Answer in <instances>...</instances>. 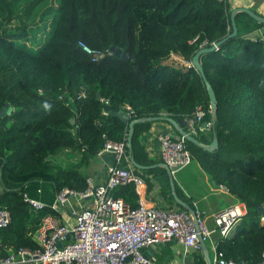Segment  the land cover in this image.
Returning a JSON list of instances; mask_svg holds the SVG:
<instances>
[{
    "label": "trees",
    "instance_id": "1",
    "mask_svg": "<svg viewBox=\"0 0 264 264\" xmlns=\"http://www.w3.org/2000/svg\"><path fill=\"white\" fill-rule=\"evenodd\" d=\"M16 1L0 0V109L5 104L12 108L7 114L6 107L0 116V209L10 214V223L0 228V257L36 248L32 236L40 219L57 215L49 207L55 194L64 188L84 190L87 164L105 142L127 139V125L110 112L129 106L132 119L160 117L163 112L184 118L198 105L208 109L199 74L175 57L191 61L204 42L205 47L220 42L218 49L199 57L216 107L213 117L205 115L204 120L211 121L207 133L195 136L202 144L215 136L218 147L207 151L185 143L214 184L224 185L245 204L233 235L214 238L216 251L226 260L260 262L264 41L245 35L264 23L238 11L236 35L230 37L228 0H27L21 12ZM35 6L38 11L32 14ZM36 16L41 25H28ZM14 17L19 24L11 26ZM115 50L129 58L116 56ZM150 122L133 125L125 153L149 167L146 171L154 174L161 193L172 201L165 169L151 167L157 160L140 144L139 135ZM61 152L67 157L63 164L50 160ZM174 193L195 209L176 183ZM23 194L46 206L33 213ZM112 195L131 207L137 204L132 185L118 186ZM199 264L205 262L200 259Z\"/></svg>",
    "mask_w": 264,
    "mask_h": 264
},
{
    "label": "built area",
    "instance_id": "2",
    "mask_svg": "<svg viewBox=\"0 0 264 264\" xmlns=\"http://www.w3.org/2000/svg\"><path fill=\"white\" fill-rule=\"evenodd\" d=\"M257 14L264 17L263 12ZM245 37L264 41V27ZM205 45L204 42L200 48ZM175 58L186 67H193L191 61ZM123 111L130 117L133 113L129 106H124ZM211 112L209 105L208 109H204L203 105L196 106L184 117L185 133L195 137L208 129L211 121L204 118ZM157 140L159 159L172 172L175 168L187 166L194 159L183 136L174 139L159 133ZM126 144V138L121 142L107 140L97 153H114V162L106 169L105 181L96 184L88 176L84 190L64 188L56 193L49 207L57 215L48 214L40 219L32 236L36 248L11 251L0 257V264H148L142 252L147 247L173 241L185 250L199 251L200 238L205 242L211 240L214 233L224 238L233 235L237 222L246 212L245 204L234 197L229 206L210 215L214 225L211 229L207 226L206 215L197 208L190 213L184 209L147 207L141 200L131 207L122 198L114 197L112 191L118 186L132 185L136 192L144 184L142 177L122 164L128 162ZM213 191L229 193L222 184L215 186ZM23 200L33 213L46 206L26 194H23ZM9 223V211L0 209V228L7 227ZM212 242L211 264H247L224 259ZM58 243L60 246H57ZM256 264H264V250L261 261Z\"/></svg>",
    "mask_w": 264,
    "mask_h": 264
},
{
    "label": "crops",
    "instance_id": "3",
    "mask_svg": "<svg viewBox=\"0 0 264 264\" xmlns=\"http://www.w3.org/2000/svg\"><path fill=\"white\" fill-rule=\"evenodd\" d=\"M228 1L231 11L235 8L244 7L249 10H255L256 13H264V0ZM164 117L170 116L167 113H161L160 117L151 121L147 130L141 131L139 135L143 151L149 158L157 160V163L153 164L151 167H161L159 164L162 163L159 159V142L157 140V135L159 133H165L174 139L178 135V127H174L169 122L163 120ZM172 119L175 120L177 118ZM208 129L205 128L204 131L207 133ZM204 131H202V133H204ZM126 157L128 158V162H123V166L131 168L133 172L138 174L143 179L144 184L135 192L137 200H141L147 207L181 209L174 197L171 201L169 196H165L161 193L160 186L156 181L154 174L146 171L149 167L144 166L142 169L135 168L130 164L129 157L127 155ZM94 161L96 162V166L95 163H91L90 160L86 167V173L87 176H90L93 179L94 183L101 184L105 181L107 167L112 165L114 162V153L112 151L102 152L94 158ZM191 163L192 161L187 166L172 172L173 182L177 184L179 191L184 196L191 199L195 208L203 211L206 215L207 226L211 229L214 225L212 219H210V215L229 206L234 201L233 196L229 193L213 191V188L217 185L212 183L213 180L209 178L196 160L194 165ZM192 166H194V172L191 170ZM1 190L0 186V193ZM179 200L181 201V199ZM216 235L219 236L214 233L211 236V240L205 241V249L201 246L199 251L185 250L181 247V245L171 241L147 247L143 249L142 252L148 260V264H199L200 259H202L206 264V254L211 260L213 258L214 247L212 246V241H214Z\"/></svg>",
    "mask_w": 264,
    "mask_h": 264
},
{
    "label": "water",
    "instance_id": "4",
    "mask_svg": "<svg viewBox=\"0 0 264 264\" xmlns=\"http://www.w3.org/2000/svg\"><path fill=\"white\" fill-rule=\"evenodd\" d=\"M238 11H244V12L248 13L250 16H252L253 18H255L257 21L264 23V17H262L258 14H255L251 10L244 8V7L235 8L231 11V14H230V21H231V26H232V31L229 34L230 37L236 35V26H235V22H234V14ZM219 44H220V42H217V43H214V45H211L209 47H202L191 58V63L193 65L194 69L199 74L201 81L204 85V88H205V91H206V94L208 97L209 107L212 111L211 112L212 117L214 116V111H215V107H216V98H215V94H214V91H213L210 83L208 82L206 76L204 75L201 63L199 61V57L203 53L218 49ZM110 50L113 51L114 47L113 46L110 47ZM114 53L116 56H121L125 59L129 58L128 54H126L125 52H121L120 50H115ZM99 98H100V95H99V93H97L96 99H99ZM6 107H7V104H5V106L0 109V116L5 112ZM103 109L105 112L109 111L108 106H104ZM11 110H12L11 107H7L6 113L9 114L11 112ZM110 113L113 116H117L128 127V133H127V139H126V143H127L126 146H127L128 150H130V141H131V136L133 133V125L135 123L144 122V121H154L157 118H159V117H145V118H140V119H132L130 116H128L126 113H124V111L122 109L118 110L117 112H110ZM163 120L169 122L174 127H178L177 128L178 135L176 136L175 139H178L180 136H183L185 138V140H187L188 142H190V143H192L198 147H202L203 149H205L207 151L217 149L218 143H217V139L215 136L212 138V140L209 144H202L195 137L186 134L184 131V126H185L186 121L184 118H177V119L173 120L170 117H164ZM129 161H130V164L132 166H134L135 168H138V169L144 168V166L137 164L132 158H129ZM159 166H161L165 169V171L169 177L171 192H172V195H173L174 199L176 200V202L179 205H181L184 210H186L190 213H193V210H191L184 202L180 201L176 197V195L174 193V183H173V178H172V171L164 163H160ZM178 169H179V167L175 168L173 171L178 170ZM212 183L214 184V181H212ZM257 208H258L260 213L264 214V210L262 209L261 206H257ZM200 245L202 246L203 249H205L204 241H202L201 238H200ZM57 246H60V243H58ZM205 260H206V264H211V259L207 254L205 255Z\"/></svg>",
    "mask_w": 264,
    "mask_h": 264
},
{
    "label": "rangeland",
    "instance_id": "5",
    "mask_svg": "<svg viewBox=\"0 0 264 264\" xmlns=\"http://www.w3.org/2000/svg\"><path fill=\"white\" fill-rule=\"evenodd\" d=\"M14 1H16V0H14ZM46 1H49V0H41V3H44V2H46ZM27 2V0H18V1H16L15 2V5H16V7H17V12H21L22 11V9L24 8V4ZM35 11H38V7L37 6H35L34 8H33V11H32V14L35 12ZM31 19V18H30ZM41 21L39 20V17H35L34 18V21H32V22H30V23H28V25H35V26H37V25H41ZM11 26H14V25H18L19 24V20L17 19V17H14V19L9 23ZM65 152H61V154H58V155H55V156H53V157H51L50 158V160L51 161H57V163H59V164H63L64 162H65V160H66V154H64ZM62 155V156H61ZM91 163H95V166H96V162L94 161V159L93 160H91ZM194 163H195V160L194 159H192V165H194ZM191 170H192V172H194L195 170H194V166H192V168H191ZM85 171H86V169H85ZM198 177H199V175H198Z\"/></svg>",
    "mask_w": 264,
    "mask_h": 264
},
{
    "label": "clouds",
    "instance_id": "6",
    "mask_svg": "<svg viewBox=\"0 0 264 264\" xmlns=\"http://www.w3.org/2000/svg\"><path fill=\"white\" fill-rule=\"evenodd\" d=\"M45 107H47V104L45 105Z\"/></svg>",
    "mask_w": 264,
    "mask_h": 264
}]
</instances>
